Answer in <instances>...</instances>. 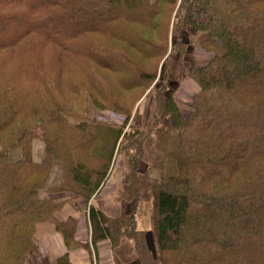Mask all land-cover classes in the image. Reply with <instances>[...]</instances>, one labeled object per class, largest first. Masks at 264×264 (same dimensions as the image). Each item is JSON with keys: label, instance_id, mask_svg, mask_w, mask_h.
Here are the masks:
<instances>
[{"label": "trees", "instance_id": "1", "mask_svg": "<svg viewBox=\"0 0 264 264\" xmlns=\"http://www.w3.org/2000/svg\"><path fill=\"white\" fill-rule=\"evenodd\" d=\"M177 6L174 27L194 29L205 60L183 76L193 93L155 91L147 162L144 140L128 150L142 135L129 122L160 66L167 78ZM104 110L124 123L99 120ZM120 154L128 165L117 198L130 213L91 207L88 221H60L65 201L55 196L87 207ZM55 165L60 183L49 185ZM142 204L150 231L138 227ZM38 223L52 224L68 250L90 249L76 240L89 223L94 246L131 242L139 264H264V0H0V264L37 256ZM55 263L72 264L67 254Z\"/></svg>", "mask_w": 264, "mask_h": 264}, {"label": "rangeland", "instance_id": "2", "mask_svg": "<svg viewBox=\"0 0 264 264\" xmlns=\"http://www.w3.org/2000/svg\"><path fill=\"white\" fill-rule=\"evenodd\" d=\"M149 1V0H148ZM181 0H178V4L180 5ZM179 6H177L175 13L173 14L172 18V23H171V28L169 33V51L168 54L165 58H163V62L165 60L167 61V70L166 76L167 78L164 79L165 75L163 74L162 71V66L159 69V79L154 84L153 89L149 92L148 97L144 98L138 105L134 107L133 110V115L132 118L130 119L129 124L132 128L135 130H138L139 132L142 133V135H139L136 137L129 145L128 150L133 149L136 147L141 141L144 140V149L146 150L145 156L148 158L147 160H152L153 157H155V152H156V145H157V135L155 132L154 128V123H155V113L156 111L155 108V91L159 90L163 87V85H168L169 89L172 91H175L178 89L177 93L180 92V87L181 83L183 82H189V78L183 77L184 74L189 72L188 70L190 69L191 65L193 64L194 61L196 60H205L204 57H202L198 51L196 50L195 46L190 43V35L194 33L193 28L189 29H183L182 27H179L178 30L174 27L175 23L177 22L178 19H176V11H178ZM185 45V51L183 55L181 56V52L176 51L174 54L171 56L170 51L173 47L178 45ZM99 120L105 121V122H115L118 125H121L124 123L125 117L121 114H118L117 112H113L112 110H104L101 111V113L97 114ZM39 138L35 139L33 141V153H34V159L37 162H42L44 160V143L41 140V137L43 136V130L42 128H39L37 133H36ZM146 136V137H145ZM146 138V139H145ZM11 154H14L13 157H10L11 162H14L15 159L21 158V153L19 151L13 152ZM10 154V156H11ZM145 158V157H144ZM119 161L124 162L125 165L128 163V158L126 157L125 154L119 155ZM146 161V160H145ZM128 165V164H127ZM126 165V167H127ZM126 169V168H125ZM52 176L50 181L48 182L49 185H57L60 183V178H61V173L60 170L58 169L57 165H55ZM152 174H155L158 176V171L154 170ZM123 176V175H122ZM69 197L66 194H60L55 196L56 201H63V198ZM65 211L68 212L70 209L69 204H66ZM125 209L123 210L124 212H130L132 209V205H125ZM62 213V212H61ZM63 215H60L62 217ZM138 227L140 230H145V231H150L151 225H150V219H149V206L147 204H142L139 209L138 213ZM116 258V256H115ZM117 259V258H116ZM136 263V261H134Z\"/></svg>", "mask_w": 264, "mask_h": 264}, {"label": "crops", "instance_id": "3", "mask_svg": "<svg viewBox=\"0 0 264 264\" xmlns=\"http://www.w3.org/2000/svg\"><path fill=\"white\" fill-rule=\"evenodd\" d=\"M13 155L14 154H11L10 157L12 158ZM147 159L148 158L145 156V160L147 162H151V160ZM18 160L19 158L15 159L14 162ZM153 172L154 170L150 171L149 177L152 181H155L158 176L152 174ZM123 174L124 173L122 172H117L115 180L118 181V184H120V179L122 178ZM65 194L69 197L63 198V201H65V205L63 209L56 215L57 218L62 222L67 221L69 218H73L76 220L81 219V217L88 212V208L91 207L100 212H103L104 215L106 214L107 216L112 218L120 217L124 214L130 213L123 211L126 207L125 205L129 204L120 201L117 198L118 196H116V194H113V196L109 197L100 196L96 199H93L89 202L87 207L85 206V201L83 200V198L78 197V195L74 196L68 193ZM66 204H69L68 207H70L68 212L64 209L67 207ZM60 215L63 216L60 217ZM35 239L38 246V254L37 256L31 255L30 257H28L25 264H56L55 262L57 261V259L64 256L67 251H69L68 249H66L67 247L63 235L59 233L52 224L38 223L36 226ZM93 248L95 249V258L96 262L98 263V260L101 257L100 248H98V245L93 246ZM90 250H86L85 252H88L90 254L92 252V250L91 252ZM101 250H103V248ZM79 251L70 252V258L74 261L75 264ZM115 256L117 258L118 264H139V262L136 260V255L134 254L133 245L131 242H125L121 246H119V248L115 252ZM134 261H136V263Z\"/></svg>", "mask_w": 264, "mask_h": 264}, {"label": "built area", "instance_id": "4", "mask_svg": "<svg viewBox=\"0 0 264 264\" xmlns=\"http://www.w3.org/2000/svg\"><path fill=\"white\" fill-rule=\"evenodd\" d=\"M123 167V162L121 161H119V158H116L115 160H114V162H113V165H112V169H111V172H112V170L114 169V168H122ZM110 172V173H111ZM110 193H112L111 192V188L110 189H106V188H104V189H102L101 190V196H107V195H109ZM88 218V217H87ZM85 233L87 234V231L85 230ZM79 235H81V238H82V233L81 234H79ZM90 235H91V229H90V231H89V238H90ZM79 238H80V236H79ZM90 244H91V242H90ZM91 250H92V252L89 254L88 252H85V251H83V252H81V251H79L78 252V257H77V261H76V264H99V262L97 263L96 262V258H95V253H94V251H95V249L93 248V246H92V244H91ZM102 251H104V250H101L100 249V252L102 253ZM104 253V252H103ZM92 254H93V256H92ZM107 259L104 257V258H102L101 259V263L100 264H108V262L106 261ZM73 261V260H72ZM74 262V261H73ZM110 263H112V262H110Z\"/></svg>", "mask_w": 264, "mask_h": 264}]
</instances>
